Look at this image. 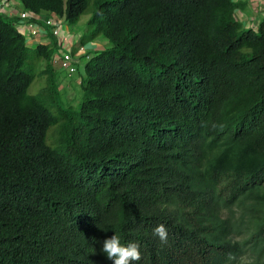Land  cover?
Returning a JSON list of instances; mask_svg holds the SVG:
<instances>
[{"label":"trees","instance_id":"16d2710c","mask_svg":"<svg viewBox=\"0 0 264 264\" xmlns=\"http://www.w3.org/2000/svg\"><path fill=\"white\" fill-rule=\"evenodd\" d=\"M19 2L69 24L92 2L79 43L107 44L69 73L72 104L56 36L29 44L19 10L0 11V264H113L114 234L139 243L133 264H264V16L244 26L240 0Z\"/></svg>","mask_w":264,"mask_h":264},{"label":"built area","instance_id":"2783aa9c","mask_svg":"<svg viewBox=\"0 0 264 264\" xmlns=\"http://www.w3.org/2000/svg\"><path fill=\"white\" fill-rule=\"evenodd\" d=\"M10 0H0V11L13 14L9 8ZM18 19L15 26L26 38L27 42L46 40L47 29L57 38L59 46L52 55L54 63H58L68 74L76 69V65H82L89 57L85 45L79 43L80 35L71 33L69 29H61L65 19L57 13L33 12L28 9L16 11ZM42 36V37H41ZM41 37V38H39ZM74 47H76L74 49Z\"/></svg>","mask_w":264,"mask_h":264},{"label":"rangeland","instance_id":"374dc122","mask_svg":"<svg viewBox=\"0 0 264 264\" xmlns=\"http://www.w3.org/2000/svg\"><path fill=\"white\" fill-rule=\"evenodd\" d=\"M245 3L243 9L241 8L236 12V16L238 19L242 20L244 26H253L256 27L259 19L264 16V0H240ZM9 9V8H8ZM93 4L90 2L85 9V11L80 15L77 22L74 24H69L66 21L63 22L61 29H69L70 31H78L79 34H82L83 37H87L90 33V24L88 23V19L92 13ZM42 37V36H41ZM39 37V38H41ZM90 40H86L85 44ZM27 42V41H26ZM29 44L35 45V41H32ZM107 44V43H106ZM105 44V45H106ZM89 46L85 47V50L88 51ZM44 60L42 59L38 65H36V69L44 66ZM57 69L58 79H60L62 83L61 92L65 100L70 101L72 104H76L79 96L81 94V87L77 81H73V79L77 80V73H73L69 75L66 70L60 68L58 63H55ZM27 63L24 64V68H27ZM59 81V82H60ZM74 82V83H73ZM44 83V76L36 75L34 80L32 81L29 90L34 93L37 89ZM66 86V87H64ZM54 125L48 129L47 140L50 141L52 137V131L54 129Z\"/></svg>","mask_w":264,"mask_h":264},{"label":"clouds","instance_id":"9594fccd","mask_svg":"<svg viewBox=\"0 0 264 264\" xmlns=\"http://www.w3.org/2000/svg\"><path fill=\"white\" fill-rule=\"evenodd\" d=\"M153 235L157 237L162 244H167L168 231L165 225L160 224L156 226L153 230ZM101 251L106 254L107 259L112 261L113 264H133L134 261H140L142 258L138 242H131L127 245H123L119 236L116 234L103 241Z\"/></svg>","mask_w":264,"mask_h":264},{"label":"crops","instance_id":"0c3cea01","mask_svg":"<svg viewBox=\"0 0 264 264\" xmlns=\"http://www.w3.org/2000/svg\"><path fill=\"white\" fill-rule=\"evenodd\" d=\"M22 7L20 5L19 0H10L9 3V9L10 10H20ZM45 13V12H42ZM71 33L77 34V35H82L79 34L78 31H70ZM107 43V40L103 37H96L93 40H90L88 43H84L85 46H89V49H93L95 47H100V46H104ZM88 52V51H87Z\"/></svg>","mask_w":264,"mask_h":264}]
</instances>
